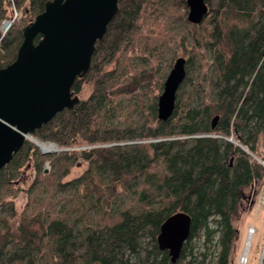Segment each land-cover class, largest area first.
<instances>
[{"label": "trees", "instance_id": "obj_1", "mask_svg": "<svg viewBox=\"0 0 264 264\" xmlns=\"http://www.w3.org/2000/svg\"><path fill=\"white\" fill-rule=\"evenodd\" d=\"M47 1L0 0V23L10 16L13 5L22 14L1 39L0 68L15 60L21 29ZM170 1L121 0L119 12L97 43L89 73L73 87L76 93L83 81H90L92 94L34 135L62 150L43 155L26 141L0 171V208L11 210L8 218L0 215V264H182L193 255L192 240L199 236L208 241L217 237L215 264H231L240 234L233 223L243 195L264 178V166L227 139L235 138L252 153L264 142V0H206L207 27L199 32L200 38L195 37V45L213 56L205 77L209 99L198 106L184 103L180 88L168 121L156 118L158 104L152 101L149 109L155 126L144 123L140 130L131 124L121 129L110 121L111 111L119 109L117 99L138 93L143 82L151 84L160 76L151 58L164 52L167 39L154 35L153 29L145 32L143 25L152 26L155 19L160 28L164 21H172L174 7L187 9L186 0ZM163 29L160 34L167 29L163 38L171 34L168 24ZM130 49L140 52L141 61L135 63ZM119 53L123 57H118L117 68L107 70ZM188 74L187 63L183 84ZM151 139L157 141L144 142ZM84 145L91 149L73 150ZM79 158L90 168L63 183L61 178ZM30 160L38 176L14 232L9 221L18 213L8 199L15 195V180ZM58 192L73 193L60 209L55 203ZM178 211L192 217V226L179 260L172 263L168 251L159 249L157 237L164 221ZM107 216L114 221L110 223Z\"/></svg>", "mask_w": 264, "mask_h": 264}, {"label": "water", "instance_id": "obj_2", "mask_svg": "<svg viewBox=\"0 0 264 264\" xmlns=\"http://www.w3.org/2000/svg\"><path fill=\"white\" fill-rule=\"evenodd\" d=\"M120 1L49 0L44 10L21 29L22 43L15 60L0 68V171L26 141L39 145L32 140L38 129L81 102L74 84L89 73L97 43L119 12ZM186 5L187 19L192 24L201 25L209 15L206 0H186ZM3 58L0 48V62ZM186 77L187 60L179 57L158 98L160 121L173 117L177 94ZM217 120L215 117L213 126ZM254 204L255 199L251 207ZM191 226L192 217L183 211L162 224L157 244L160 250L168 251L172 263L179 260Z\"/></svg>", "mask_w": 264, "mask_h": 264}, {"label": "rangeland", "instance_id": "obj_3", "mask_svg": "<svg viewBox=\"0 0 264 264\" xmlns=\"http://www.w3.org/2000/svg\"><path fill=\"white\" fill-rule=\"evenodd\" d=\"M169 3H172V1L169 0ZM174 4L175 6L179 5L178 2H175ZM176 8L177 6L174 7V10L172 9L171 11L173 13L171 17L172 21H164L160 28L156 26L157 20L155 19L151 21L152 26H148L146 24L143 25L145 32L153 29L154 35L159 34L162 40L167 39L166 42H164V52L161 53L157 58H151V64L154 68H156V73L160 74V76L158 75L154 82H152L151 84L148 82H143V90L140 89L138 93L120 96L117 99L119 109L117 111H111L110 121L113 124L118 125L121 129H124L131 124H134L140 130H142V127L140 125H143L144 123H146L147 127L155 126V119H153V115L151 114L149 105L152 104V101L153 103L157 102L158 104V98L163 93L164 83L171 69L173 68L176 59H178L179 57H184L187 60L189 73L187 83L183 84L179 91L180 98L184 100V103L191 102L192 105L198 106L200 104H203L204 100L206 101L210 97V88L205 77H209V72L211 70L210 65L213 56L210 52H208L207 48L195 45V37L200 38L199 32L203 31L207 26L204 27V23H202L201 25H195L189 22L187 19L188 8L185 9L181 6L178 9ZM10 12L11 7L8 14ZM18 12L20 13V21L22 19V14L20 10ZM143 20L144 18L142 19V23ZM166 24H168V31L171 34H167V36L163 38V36L167 33V29L166 33H160L164 30L163 27H165ZM172 35L174 36V38H172ZM121 54L122 53H119L115 58V61L111 62L106 67L107 70L110 71L117 68V59L119 56H121ZM128 55L135 58V63L141 61L139 60L141 54L140 52H137L136 49H130L128 51ZM122 57L123 56H121V59ZM93 89V83H91L90 81H83L80 86V90L76 92V94L80 97L81 100H86L92 94ZM156 118L158 119V112L156 114ZM212 136L218 137L217 135ZM227 139L231 140V142L233 141L232 143L238 142L233 137H229ZM152 141L155 142L157 140H144L146 144ZM42 143L53 144L58 148V150H56L55 152H49L47 154H55L62 150V148H60L57 143L49 141ZM243 147L244 149H241L249 153V155H251L254 160L260 163L264 162L263 141L260 142L257 153H252L245 146ZM89 149H91L90 146L84 145L77 146L73 150L80 153L82 150ZM37 151L40 154L45 155L38 146ZM89 168L90 163L82 158H79L78 162H76V164L71 167L69 173L61 178V181L63 183H66L75 180L81 177ZM49 171L50 164L47 163L45 165V172L48 173ZM37 176L38 172L35 169L34 160H30L20 170L19 175L15 180V195L8 199V201L14 205L15 211L18 213L15 218H11L9 221L11 229L14 232H16V230L18 229L20 216L23 214L26 205L29 202V192ZM256 192L257 195L256 197H254V194ZM72 196L73 193L71 192H68L66 194L58 192L55 198L57 209H60L65 205V198H72ZM253 199H255V204L251 207L250 204ZM240 209L241 210L239 216L234 220L233 223L235 228L240 231V234L239 240L235 244V248L233 249L231 255V264L241 263L243 254L246 250V245L248 243V240L250 239V232H253V237L249 249L247 264H260L262 251L264 249V178L259 183H256L245 190ZM0 215H4V217L8 218L11 215V210L8 208V206L1 207ZM107 220L110 223L114 221L111 220L109 216H107ZM192 243L194 246L192 252L193 255H188V257L182 262V264H191V258L194 259L192 264H215L217 255L219 253L217 237L212 238L208 241L203 236H199L195 237L192 240ZM204 254H206L207 256L204 257Z\"/></svg>", "mask_w": 264, "mask_h": 264}, {"label": "built area", "instance_id": "obj_4", "mask_svg": "<svg viewBox=\"0 0 264 264\" xmlns=\"http://www.w3.org/2000/svg\"><path fill=\"white\" fill-rule=\"evenodd\" d=\"M19 16H20V13L18 12V9L15 7V5H13L12 13L10 14V16L3 19L0 23V32H1L0 42H1V39L13 29L15 23L19 19ZM261 164L264 166V162ZM247 262H248V256L245 259V264H247ZM260 264H264V249L262 251Z\"/></svg>", "mask_w": 264, "mask_h": 264}, {"label": "bare ground", "instance_id": "obj_5", "mask_svg": "<svg viewBox=\"0 0 264 264\" xmlns=\"http://www.w3.org/2000/svg\"><path fill=\"white\" fill-rule=\"evenodd\" d=\"M32 140L39 144L38 146L40 147L42 152H55L56 150H58V148L55 145L42 143L41 141H39L35 137H32ZM252 237H253V232H250V239L248 240V243L246 245V250L243 254V259H242L240 264H245V259L247 258L248 254H249V249H250Z\"/></svg>", "mask_w": 264, "mask_h": 264}, {"label": "flooded vegetation", "instance_id": "obj_6", "mask_svg": "<svg viewBox=\"0 0 264 264\" xmlns=\"http://www.w3.org/2000/svg\"><path fill=\"white\" fill-rule=\"evenodd\" d=\"M243 197H244V195H243Z\"/></svg>", "mask_w": 264, "mask_h": 264}]
</instances>
